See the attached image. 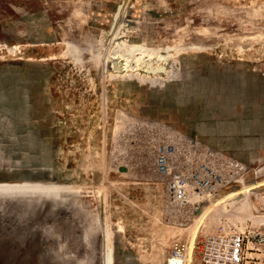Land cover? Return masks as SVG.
Returning a JSON list of instances; mask_svg holds the SVG:
<instances>
[{"label": "rangeland", "instance_id": "rangeland-1", "mask_svg": "<svg viewBox=\"0 0 264 264\" xmlns=\"http://www.w3.org/2000/svg\"><path fill=\"white\" fill-rule=\"evenodd\" d=\"M0 189V264H264V0H0Z\"/></svg>", "mask_w": 264, "mask_h": 264}, {"label": "built area", "instance_id": "built-area-1", "mask_svg": "<svg viewBox=\"0 0 264 264\" xmlns=\"http://www.w3.org/2000/svg\"><path fill=\"white\" fill-rule=\"evenodd\" d=\"M167 165H168V160L166 158H163L161 160V163H160L161 168L164 169L165 166H167ZM166 172L168 173V170ZM174 198H176L177 200H183L186 198V185L184 184V180L182 178H180L174 184ZM250 237L252 238L253 241L259 240V239H257V234H252ZM222 240H224V239H222ZM225 240L227 243L222 241V244L225 245V248L223 249V252H220V253L223 254L224 258H226L225 261H227V259L229 258L230 263L234 264V260H232L234 258H233V255L231 252H234V249H235L234 247H236L237 240L234 239L233 237L229 238V239H225ZM181 250H182L181 248H177V256H175L174 258H178V257L182 258Z\"/></svg>", "mask_w": 264, "mask_h": 264}, {"label": "bare ground", "instance_id": "bare-ground-1", "mask_svg": "<svg viewBox=\"0 0 264 264\" xmlns=\"http://www.w3.org/2000/svg\"><path fill=\"white\" fill-rule=\"evenodd\" d=\"M145 64H146V63H145ZM146 65H147V64H146ZM125 66H126V65H125ZM163 68H164V67H163ZM153 72H154V71H153ZM153 72H152V73H153ZM5 187H6V188H4V190H5V189H8V188H11L10 185H5ZM7 187H8V188H7ZM0 190H1V189H0ZM105 234H106V233H105ZM107 257H108V260L111 261V252H110V250L108 251ZM178 259H180L181 262L183 263V259H182V258H179V257H178Z\"/></svg>", "mask_w": 264, "mask_h": 264}]
</instances>
